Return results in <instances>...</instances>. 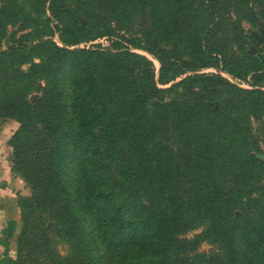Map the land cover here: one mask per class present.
<instances>
[{"label":"trees","instance_id":"16d2710c","mask_svg":"<svg viewBox=\"0 0 264 264\" xmlns=\"http://www.w3.org/2000/svg\"><path fill=\"white\" fill-rule=\"evenodd\" d=\"M59 1L52 0L51 14L59 22L61 41L69 47L113 34L111 28L101 31L97 27H81L77 16L89 24L90 17L86 13L89 4H102L122 14L125 20L146 11L150 20L143 29L144 42L121 37V41L113 42L111 50L115 53L98 49L70 51L53 43H42L40 48L48 50L49 59L44 66L35 65L23 78L34 84L38 77L46 78L49 89L45 90V99L34 105L25 100L27 92L33 88L28 84L25 95L17 101L9 94L0 101V118H12L22 125L26 119L42 125L50 119L53 124L49 126L60 129L65 159L69 158L73 144L81 151L80 164L89 171L81 176L86 193L83 208L86 215L99 216L97 224L106 253L104 259H91L90 262L188 264L187 258L179 256L194 251L198 240L196 243L182 236L193 228L190 221L196 215L209 220L212 235L225 244L229 252L226 264H264V221L258 215L259 209L264 212L262 203L253 215L222 217L218 209L221 202L226 206L237 204L241 209V188L235 185L226 188L211 176L194 173L189 179L194 192L191 195L183 192L184 182L169 162L170 147L161 141L169 140L176 125L194 128L197 118L215 115L223 109L232 110L236 115H241L242 111L243 116L251 114L255 118L264 113L260 98L264 92L258 90L264 87V76L254 75L252 82H248L246 72L229 70L226 60L219 59L221 53L215 44L219 27L214 13L216 1L199 0L206 22L196 33L199 37L191 55L168 51L164 45L172 40L175 32L178 33L182 14L189 22L195 0H71L73 9L62 6ZM0 2L1 33L27 15L18 0ZM124 43L145 50L159 61L158 81L152 61L130 52ZM260 60L264 62V57ZM221 62L231 76L253 90H242L220 75L197 74L201 69L219 68ZM191 72L194 74L175 83ZM25 82L23 80V84ZM173 82L175 84L169 88L159 87ZM249 99L252 100L251 108L246 107ZM237 102L242 106L238 107ZM242 121L241 117L236 121L234 130L246 138L238 125ZM63 130L66 135H62ZM100 144L116 164L117 181H113L104 166L97 162ZM220 146L209 153L211 164L228 154L225 147ZM209 148L213 149V145L207 142V153ZM262 166L264 168V164ZM117 188L121 189L119 193H116ZM253 190L247 192L256 193V188ZM257 194L263 198L264 186H259ZM70 197L74 199L71 193L69 200ZM31 200L21 202L22 212L28 209ZM16 234L17 222L13 220L0 232V246L4 249L0 264H21L20 259L12 257L10 248ZM241 238L246 244L242 258L241 251H237ZM84 242L88 257L94 247Z\"/></svg>","mask_w":264,"mask_h":264},{"label":"rangeland","instance_id":"374dc122","mask_svg":"<svg viewBox=\"0 0 264 264\" xmlns=\"http://www.w3.org/2000/svg\"><path fill=\"white\" fill-rule=\"evenodd\" d=\"M43 1L18 0L25 10L26 18L6 27L0 33V101L6 94L17 101L21 95H25L28 84L33 88L27 92L25 100L34 105L45 99V90L49 89L46 78L38 77L35 84L23 78L35 65L44 66L49 59L48 50L40 48L42 43H53L70 51L98 49L115 53V50H111L113 42L121 41V37L144 42L143 29L150 24L146 11L133 14V18L125 20L122 14L114 13L95 2L86 7L92 26L84 18L77 16L80 25L89 29L97 27L101 31L111 28L112 36L69 47L60 39L57 28L59 22L51 14L52 0L46 3ZM215 1L217 7L214 13L219 24L215 44L223 55L219 59L226 60L229 70L241 69V72H246L248 82H252L254 75L264 76V62H259L261 56L264 57V0ZM59 4L73 9L71 0H60ZM198 4L199 0L192 3L189 22L181 15V26L172 40L164 45L166 50H178L191 55V49L199 37L196 33L206 22ZM1 6L0 2V8ZM124 44L128 45L126 47L130 52L152 61L158 81L161 69L159 61L143 49H135L129 43ZM202 73L220 75L242 90H253L247 83L231 76L222 62L219 68L197 71V74ZM193 74L187 73L175 83ZM23 80L26 81L24 84ZM175 83L159 87L166 89ZM258 90L264 92V87ZM260 98L264 103V96L260 95ZM246 103H249L246 107H252L251 99ZM236 105L242 106L239 102ZM240 117L243 121L238 125H241V132L246 138L239 136L234 130ZM195 122L194 128L176 125V131L171 132L169 140L161 139L162 144L170 147L169 162L174 173L181 176L184 182L183 192L188 191L189 195L194 192L189 181L194 173L198 176H211L226 188L234 185L241 188V209L237 204L226 206L225 202H221L218 209L222 217H246L249 213L253 215L260 203L264 206V196L262 198L257 194L259 186H264V113L255 118L251 114L243 116L242 111L241 115H236L232 110L229 112L228 109H223L215 115L197 118ZM52 124L50 119L46 125L27 119L22 125L12 118H0V133L6 134L4 148L12 159L13 175L24 185L12 200V215L17 219V234L10 245L13 258L20 259L21 264H93L91 259H104L106 253L97 224L99 216H88L83 208L86 193L81 176L89 171L85 169V165L80 164L82 154L74 144L69 150V158L65 159L66 149L63 147L60 129L49 126ZM61 133L66 135L67 132L63 130ZM207 142L213 145L208 153ZM220 145L225 147L228 154L211 164L209 153L220 149ZM100 148L97 162L104 166L105 172L113 181H117L114 160L105 154L102 144ZM254 188L256 193L247 192L254 191ZM119 191L121 189L117 188L116 193ZM180 191L182 192L181 186ZM70 193L73 200L71 197L69 200ZM24 199L32 200L28 209L22 212L20 204ZM258 213L259 218L264 221V214L261 215L264 212L259 209ZM190 222L193 228L182 238L196 243L198 240L197 247L179 258H187L188 264L228 263V249L212 235L210 221L203 216L194 215ZM84 241L90 242L91 247H94L88 257ZM245 249L246 244L241 238V243L237 244L241 258Z\"/></svg>","mask_w":264,"mask_h":264},{"label":"crops","instance_id":"0c3cea01","mask_svg":"<svg viewBox=\"0 0 264 264\" xmlns=\"http://www.w3.org/2000/svg\"><path fill=\"white\" fill-rule=\"evenodd\" d=\"M5 135V133L4 135L0 133V232L5 228L7 222L17 220L12 215V211H14L12 200L21 192L22 186H24L22 182L13 175L12 159L4 148ZM3 251L4 249L0 246V258Z\"/></svg>","mask_w":264,"mask_h":264}]
</instances>
